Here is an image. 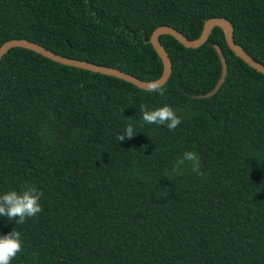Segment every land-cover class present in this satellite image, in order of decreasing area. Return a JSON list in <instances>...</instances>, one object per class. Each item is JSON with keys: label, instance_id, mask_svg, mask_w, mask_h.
Instances as JSON below:
<instances>
[{"label": "trees", "instance_id": "trees-1", "mask_svg": "<svg viewBox=\"0 0 264 264\" xmlns=\"http://www.w3.org/2000/svg\"><path fill=\"white\" fill-rule=\"evenodd\" d=\"M210 18L264 66V0H0V46L26 39L151 82L163 69L153 30L192 40ZM159 41L172 68L162 96L24 48L2 57L0 195L43 192L36 217H0V236L21 234L11 264H264V75L219 28L197 49ZM214 45L226 75L199 98L221 75ZM141 105L182 123L147 124ZM129 123L136 134L118 141ZM186 151L203 175L187 162L172 172Z\"/></svg>", "mask_w": 264, "mask_h": 264}, {"label": "water", "instance_id": "water-1", "mask_svg": "<svg viewBox=\"0 0 264 264\" xmlns=\"http://www.w3.org/2000/svg\"><path fill=\"white\" fill-rule=\"evenodd\" d=\"M214 28H219L222 30L223 35H224V40H225L227 47L234 53L236 57L240 58L245 64H247L250 68H252L256 72L264 75V66L256 62L252 57H250L246 52H244L240 46L234 43L233 27L230 24V22H228L224 18H210L206 20L203 24L200 35L197 38L192 39V40L187 39L182 33H180L179 31H177L176 29L170 26H159L155 28L153 32L151 33L149 40L147 42L152 46L153 50L156 52L157 56L160 58L163 69H162L161 76L158 79L153 80L151 82L142 81L116 68L95 65L89 62L63 57L61 55L53 53L50 50L45 49L39 44L30 42L26 39H12V40H8L4 42L0 46V61L2 57L10 49L24 48L32 52H35L56 63L62 64L65 66L87 70L93 73H99L102 75L115 77L141 90L149 91L148 85L152 82L157 81L160 86L165 85L172 71L171 62L168 57V54L159 41L160 36H163V35L171 36L177 42H179L183 47L190 48V49H197L207 42ZM214 48H215V51L221 63V75L216 85L214 86V88L211 91L203 95H200L199 98H207V97H211L212 95H214L220 89L224 81V77L226 75L227 68H226L225 57L222 53V50L217 45H214Z\"/></svg>", "mask_w": 264, "mask_h": 264}, {"label": "clouds", "instance_id": "clouds-1", "mask_svg": "<svg viewBox=\"0 0 264 264\" xmlns=\"http://www.w3.org/2000/svg\"><path fill=\"white\" fill-rule=\"evenodd\" d=\"M148 90L165 94V89L152 82L148 85ZM141 119L147 124L164 125L170 131L175 130L181 123V117L177 116L174 109L170 106H162L154 110H148L145 105L140 106ZM136 134L133 124L129 123L122 132L117 134L118 141H124L126 138H132ZM190 163L192 171L197 175H203L200 171V160L196 153L186 151L182 158L178 159L172 169L173 173L179 174V170ZM43 192L39 191L33 185H26L21 192L9 191L0 195V217H6L14 220L16 224H23L26 218L36 217L42 212L39 203ZM22 251V240L19 231L11 230L9 233L0 236V264H11V261Z\"/></svg>", "mask_w": 264, "mask_h": 264}]
</instances>
